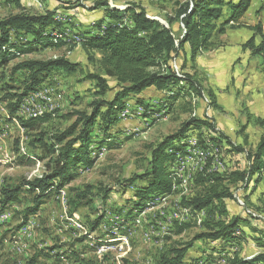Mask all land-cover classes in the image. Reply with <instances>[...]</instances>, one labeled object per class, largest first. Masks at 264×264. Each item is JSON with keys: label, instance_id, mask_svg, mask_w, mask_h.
I'll return each mask as SVG.
<instances>
[{"label": "rangeland", "instance_id": "obj_1", "mask_svg": "<svg viewBox=\"0 0 264 264\" xmlns=\"http://www.w3.org/2000/svg\"><path fill=\"white\" fill-rule=\"evenodd\" d=\"M187 1L0 0V20L20 12L36 15L53 10L56 19L62 23V31L58 32L71 38L85 29L96 31V23L103 19L107 10L104 4L107 3L120 10L127 6L137 10L142 8L150 17L169 26L167 19L175 16L179 3ZM242 27L244 29L239 36L244 40L247 37L245 28L248 27L238 26ZM181 28L180 21L174 23L173 30L178 37ZM228 30L229 35L232 34L231 28ZM227 38L226 42H231L238 36ZM247 41L242 43V49L237 46L226 49L221 59H227L233 65L244 61L249 69L258 65V74L264 78V60L248 51L245 46ZM31 47L33 50L29 53L17 56L6 66H0V264H159L162 255L187 246L185 264H223L235 250L246 257L262 250L256 239L261 238L264 232V172L256 185L253 182L247 189L242 187L243 184H235L228 179L224 181L233 192V197L224 201L228 210L226 217L218 210L196 212L192 206L182 204L183 198L201 190L194 182V175L204 167L217 171L219 165L220 173H228L247 166L244 152L201 147L198 143L200 129H191L181 141V144L187 145L184 153L177 154V158L182 157V165L178 168L177 158L169 163L170 172L174 175L171 194H154L142 201L135 193L138 186L147 182L139 180L126 188L121 186L123 180L150 168L152 151L166 136L175 134L184 123L194 118L213 119L214 108L209 103L212 100L209 93L213 91L205 86V81L201 94L187 92L170 102L168 91L156 87L130 96L119 123L112 130L115 143L104 145L98 155L93 153L94 164L78 168L70 184L59 191L51 188L38 212L26 219V210L34 206L39 193L38 190L32 191L27 183L45 173L46 163L51 157L48 149L38 141L41 134L50 147L54 142L52 137L71 126L79 112L90 113L97 101L112 99L119 89L117 80L104 74L100 53L88 52L80 43L69 42L60 48ZM186 49H190L188 45ZM60 56L77 63V71L71 73L54 69L42 75L38 88L26 95L19 110L12 114L11 104L17 102L18 96L30 83L29 72H14V66L22 61H44ZM195 62H191L189 54L185 55L182 51L171 64L179 74H193L200 81L199 65ZM248 71L247 68L237 71L238 79L233 82L235 91L230 94L232 100L237 98L241 109H235L240 124L232 141L242 145L246 151L255 149L262 133L258 119L264 118V111L258 110L263 106L259 100L253 106L258 110L254 113L247 107L248 101L243 102V82L246 79L242 76ZM88 74L103 76L110 91L101 93L97 80L90 79ZM166 104H170L169 109ZM43 115H47L48 119L38 124L36 129L23 125V121ZM248 116L251 123L247 130L249 133L240 134L238 131L246 126ZM101 134L97 130L95 138ZM223 144L227 148V143ZM19 185L23 189L18 200L3 205V190ZM140 202L143 204L140 205ZM233 216L249 220L248 224L241 225L245 237L238 246L206 237L194 239L198 234L214 228L218 220ZM176 221H190L192 226L180 232V224ZM21 228L28 229V232H20Z\"/></svg>", "mask_w": 264, "mask_h": 264}, {"label": "trees", "instance_id": "obj_2", "mask_svg": "<svg viewBox=\"0 0 264 264\" xmlns=\"http://www.w3.org/2000/svg\"><path fill=\"white\" fill-rule=\"evenodd\" d=\"M253 0H189L179 3L174 17L167 19L169 26L148 15L144 9H135L133 6L120 10L109 4L101 21L96 23L97 30L85 29L74 37H66L62 33V23L56 19V12L48 10L45 14H26L20 12L0 20V66H6L17 56L29 53L33 48H60L69 42L80 43L88 52L100 53V64L107 77L115 78L119 89L110 100H99L90 113L79 112L76 121L63 132L54 135L53 144L49 147L45 137L41 134L38 141L48 149L50 159L46 163V171L27 183L32 191H39L35 204L27 208V216L35 215L51 188L61 190L70 184L80 167H90L95 162L93 153H101L104 145H112L115 136L112 130L120 121L121 113L125 110L127 99L132 95L142 93L144 90L156 87L168 91V99L176 100L187 92L202 93V83L193 74H179L175 71L171 61L183 51L189 54L191 62L205 50L210 49L215 38L223 35L230 28L247 26L243 17L251 7ZM107 20V21H106ZM182 24L181 34L178 37L173 30L175 22ZM249 28V26H247ZM255 34L245 45L252 54L264 59V34L262 23L258 22L252 27ZM60 31V32H58ZM14 33V38H12ZM260 42H256L257 37ZM27 41H23V40ZM80 41V42H79ZM189 46V50L186 49ZM6 47V49H4ZM93 59V57H91ZM185 66H183L184 68ZM78 64L64 56L48 60H27L14 66L13 71L27 70L30 83L24 93L18 96L17 102L11 104L14 114L19 110L23 98L36 90L42 82V75L54 69H62L74 73ZM184 70V69H182ZM90 79L97 80L101 93H108L110 87L106 79L99 74H88ZM212 106L219 107L213 93H209ZM139 98V104L142 101ZM172 102V101H171ZM143 104V103H142ZM172 105V103H171ZM168 109L170 104H166ZM48 119L47 115L23 121L28 129ZM249 121V116H248ZM101 122V123H100ZM250 122V121H249ZM262 133L254 150H245L240 144L232 141L230 136L217 129L210 119H192L183 124L175 134L166 136L152 151L150 168L141 174H134L131 178L123 180L121 186L128 187L137 181L147 182L138 186L135 195L142 201L154 194L166 195L173 192L174 175L170 172V162L176 161L178 153H184L186 143L181 144L191 129H200L199 145L203 148L218 147L225 151L245 153L247 166L233 172L209 171L204 167L194 175V182L201 190L193 196L182 199V204L192 206L196 212L199 210L215 211L227 215L225 199L232 198L231 188L226 187L224 181L228 179L233 183L243 184L247 189L251 183L254 185L262 178L264 172V118L258 119ZM248 125L242 126L238 131L243 134ZM206 129V130H203ZM101 131L98 138L94 133ZM205 131V132H204ZM207 131V132H206ZM103 135V136H102ZM247 137L245 141L247 142ZM180 142V143H178ZM227 143V148L224 147ZM48 157V156H47ZM180 180L177 181L179 183ZM23 187L12 186L3 190L2 204L7 206L18 200ZM108 192V189L106 190ZM107 198V196H104ZM105 200V199H104ZM217 203V204H216ZM140 205L143 202L139 203ZM216 204V205H215ZM193 211V210H192ZM248 218L233 216L229 219H220L215 227L205 233L198 234L194 239L203 237L213 241H221L231 246H238L245 237L241 228L248 224ZM179 231L191 227V222L176 221ZM100 225L97 224V227ZM211 226V225H209ZM240 231L238 234L237 232ZM261 238L256 239L262 248L252 257L242 256L235 250L234 254L223 264H264V232ZM225 244V245H226ZM172 249L162 255L159 264H185L188 248Z\"/></svg>", "mask_w": 264, "mask_h": 264}, {"label": "crops", "instance_id": "obj_3", "mask_svg": "<svg viewBox=\"0 0 264 264\" xmlns=\"http://www.w3.org/2000/svg\"><path fill=\"white\" fill-rule=\"evenodd\" d=\"M242 21L246 23L247 26H249V28H245L247 29V37L244 40L241 39L239 36L240 31L244 29L243 27L231 28L232 34L229 35L230 32L229 30H227L225 34L215 38L214 45L210 49L203 51L197 57L195 62L197 63V65H199L201 83L205 81V86L213 91L212 93L214 94L216 98V103L219 106H213L214 109L212 121L214 122V124H216L217 129L221 130L231 138H233V135L237 130V126H239L240 124V119H238V116L235 115L237 114L235 112V109H239L241 111L238 106L239 101L236 97V101L230 98V94L235 91V86L233 87V82L238 79L237 71H243L246 68L249 70L247 75H245L244 77L242 76V79H246L244 82L242 81L245 90L243 94L244 97H242V99L243 102L250 101L249 103L246 102V105L247 107H250L252 113L258 110L264 111V78L260 77V74H258V65H255L249 69L244 61H241L237 65H233L229 64V61L227 59H221V56L223 52L226 51V49L235 48L236 46L242 49V43H245L249 38H251L255 34V31L252 27L255 26L258 22L262 23L264 34V0H253L251 7L243 17ZM236 32L237 34H235ZM232 35L233 37L238 36V39H231V42H226L228 39L227 37H229L230 39ZM235 41L236 43H234ZM256 42H260L259 36L257 37ZM248 51L250 52L249 49ZM251 80L252 85L250 84ZM257 100H259L261 105H263L258 110L253 107L256 104ZM247 124L248 127L244 132L245 135H248L249 131L247 130H249V127H251V123H248V120L246 118V125Z\"/></svg>", "mask_w": 264, "mask_h": 264}, {"label": "built area", "instance_id": "obj_4", "mask_svg": "<svg viewBox=\"0 0 264 264\" xmlns=\"http://www.w3.org/2000/svg\"><path fill=\"white\" fill-rule=\"evenodd\" d=\"M12 38H14V34L13 33H12ZM29 102H31V101H29ZM177 164H178V168L182 165V157L181 156H178V158H177ZM217 171L218 172L220 171L219 165L217 167ZM176 175H177V173H176ZM20 232H28V229L21 228L20 229Z\"/></svg>", "mask_w": 264, "mask_h": 264}, {"label": "bare ground", "instance_id": "obj_5", "mask_svg": "<svg viewBox=\"0 0 264 264\" xmlns=\"http://www.w3.org/2000/svg\"><path fill=\"white\" fill-rule=\"evenodd\" d=\"M4 49H6V47H4ZM38 95V94H37ZM29 97V96H28ZM33 98V97H32ZM36 101V100H35ZM34 101V102H35ZM29 102V101H28ZM25 109H27V106H26V108ZM37 115V114H36ZM204 159V158H203ZM201 162V161H200ZM214 162V161H213ZM238 234L240 233L239 231L237 232ZM106 250V249H105ZM101 251V250H100Z\"/></svg>", "mask_w": 264, "mask_h": 264}]
</instances>
